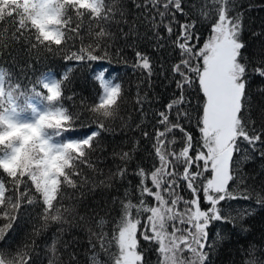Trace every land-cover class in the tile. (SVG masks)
Returning <instances> with one entry per match:
<instances>
[{
    "label": "snow or ice",
    "instance_id": "1",
    "mask_svg": "<svg viewBox=\"0 0 264 264\" xmlns=\"http://www.w3.org/2000/svg\"><path fill=\"white\" fill-rule=\"evenodd\" d=\"M245 11L239 0H0V57L15 62L13 53L24 49L36 60L59 55L64 61L60 71L44 72L25 61L18 73L0 60V241L25 214L39 217L30 243L0 248V264H44L35 237L53 223L58 233L83 227L88 255L68 251L67 241L54 234L44 249L47 264H152L148 250L155 264H212L221 236L217 231L210 240L209 229L214 222H236L229 209L238 206L231 202L264 206V186L248 185L241 167L254 156L264 158V111L259 121L253 118L251 90L254 76L264 80V54L246 53ZM119 24L128 25L127 32L120 28L121 38L140 36L142 26L153 50L166 51L171 59L160 65L161 74L174 88L154 113L151 132L135 125L151 145L150 164L129 171L140 146L134 140L130 151L112 153L120 163L105 176L93 156L104 134L114 132L113 122L124 119L128 100L122 78L106 66L112 28ZM94 62V100L68 106L75 95L66 94L71 74ZM131 67L149 83L157 74L153 57L139 48ZM257 91L264 94V87ZM148 99L147 91L137 92L136 110L145 118ZM85 169L100 179L90 180ZM129 175L138 177L131 193L122 184V194L87 216L64 203L68 188L79 197L85 188H111L113 181L131 185ZM250 214L248 207L237 213L240 219Z\"/></svg>",
    "mask_w": 264,
    "mask_h": 264
},
{
    "label": "trees",
    "instance_id": "2",
    "mask_svg": "<svg viewBox=\"0 0 264 264\" xmlns=\"http://www.w3.org/2000/svg\"><path fill=\"white\" fill-rule=\"evenodd\" d=\"M125 4H130L131 0H124ZM241 10L245 11L244 23L245 30L242 35L247 47L246 53L250 57H255L264 54V0H239ZM251 5V7H249ZM129 16H135L136 11L134 8H129ZM120 28L125 32L128 31L127 24L114 25L112 31L114 33V40L109 49V61L106 66L110 71H117L120 78H122L124 85L127 88V103L124 104L121 110L123 120L117 119L112 124L114 132L104 134L100 149L94 154L93 161L97 167L104 173L105 176L109 170L115 171V165L120 163L118 157L112 155L113 152L130 151L132 142L134 140L140 141V146L133 155L132 161L128 164L130 172H133L137 164L147 166L151 162V157L148 153L151 151V145L148 144L139 129L135 125L141 123L143 128L152 131L151 124L155 119L154 113L163 110V106L171 99L174 85L166 79V73L161 74L160 65L166 60H170L164 49L154 51L150 45L152 41L143 35L144 29L138 26L141 33L140 36H129L126 39L121 38ZM253 33H256L254 35ZM203 39V38H202ZM131 43L133 47L127 45ZM134 48H139L153 57L156 64V75L151 78V83L143 79L142 73L139 70H133L131 67L134 62ZM18 56V60L13 62L7 56L0 57L6 64H12L16 72L25 70V61L33 63L38 72L47 70L60 71L64 67V61L59 55H49L41 57L36 60L34 57L29 56L24 49H18L13 53ZM19 67H16V64ZM71 63V62H69ZM96 67L95 62L91 67H78L70 76L71 83L66 90L67 95H74L73 100L67 101V105L72 108H78L81 99L92 102L95 98L94 93L98 91L96 83L91 79L92 70ZM264 87V80L259 77H253L251 81L252 90V103L253 110L252 116L258 120L264 111V94L257 91L258 88ZM138 91L143 93L147 91L148 102L145 103L146 118L139 113L135 103L136 94ZM197 98H194L195 104ZM189 127H192L191 125ZM193 135L198 136L195 128L192 127ZM68 135H75L69 133ZM97 157L99 158L97 160ZM242 171L247 176V184L259 190L264 186V158L254 156L252 159L245 160L242 163ZM85 174L89 176L90 180L98 181L100 176L93 173L91 169H85ZM138 177L129 175L128 185L127 181H113L111 188H104L97 186L89 191L87 188L84 190L83 196L74 195L75 190L68 188V197L65 199V205H75L76 212L79 216H87L93 209L99 210L100 206L105 204V201L112 195H120L123 193L124 188L122 184L128 186V191H133L132 185H135ZM91 187V184L89 185ZM182 195H188L186 191H181ZM233 205L238 206L229 211L233 216H236L234 224H220L214 222L209 229V239L215 240L216 232L219 231L221 239L215 244V251L210 255L212 264H246L248 260H255L257 264H264V206L254 203V200H237L231 202ZM248 207L251 209L250 215H245L240 219L237 215L239 208ZM23 212V209H22ZM115 215V213H113ZM39 222V217L30 212L23 216L21 220L17 221L19 228L14 226L13 231H10L5 237L4 241H0V248H3L5 243L8 244V250H15L24 243H30L33 239V228ZM82 223V222H81ZM60 225L55 223L50 224L48 229L41 233L40 236L35 237V252L38 258L44 260L47 264V258L44 256V249L49 242V238L54 234L61 235L67 241L68 251H76L80 257H86L88 235L83 227H72L70 230L58 233L57 229ZM67 228V225L64 226ZM15 233V234H13ZM11 237V239H9ZM147 248V242H144ZM148 258L155 264L154 252L148 250Z\"/></svg>",
    "mask_w": 264,
    "mask_h": 264
}]
</instances>
